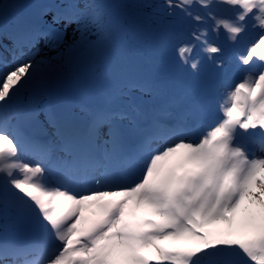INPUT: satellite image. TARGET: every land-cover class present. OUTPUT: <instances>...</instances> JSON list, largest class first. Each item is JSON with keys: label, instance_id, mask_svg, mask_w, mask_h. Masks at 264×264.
I'll return each mask as SVG.
<instances>
[{"label": "snow or ice", "instance_id": "6c2138e0", "mask_svg": "<svg viewBox=\"0 0 264 264\" xmlns=\"http://www.w3.org/2000/svg\"><path fill=\"white\" fill-rule=\"evenodd\" d=\"M0 264H264V0H0Z\"/></svg>", "mask_w": 264, "mask_h": 264}]
</instances>
